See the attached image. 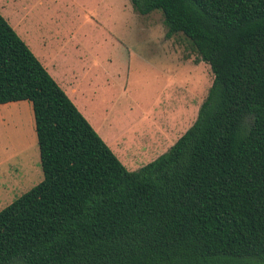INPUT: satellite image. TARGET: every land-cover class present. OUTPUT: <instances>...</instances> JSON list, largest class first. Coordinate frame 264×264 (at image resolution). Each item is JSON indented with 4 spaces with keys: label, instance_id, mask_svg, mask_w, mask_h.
<instances>
[{
    "label": "trees",
    "instance_id": "16d2710c",
    "mask_svg": "<svg viewBox=\"0 0 264 264\" xmlns=\"http://www.w3.org/2000/svg\"><path fill=\"white\" fill-rule=\"evenodd\" d=\"M214 82L130 171L0 12V105H33L44 180L0 212V264H264V0H130Z\"/></svg>",
    "mask_w": 264,
    "mask_h": 264
},
{
    "label": "rangeland",
    "instance_id": "374dc122",
    "mask_svg": "<svg viewBox=\"0 0 264 264\" xmlns=\"http://www.w3.org/2000/svg\"><path fill=\"white\" fill-rule=\"evenodd\" d=\"M0 12L35 54L38 48L22 31L43 43L52 37L54 41L38 56H44L46 64L51 60V75L60 86L63 82L54 71L72 77V66L85 68L80 85L102 86L86 106L112 125L107 132L110 138L118 134L137 137L140 146L127 138L126 151L151 142L147 137L162 126L163 107L177 109L178 120L185 117L180 132L191 127L213 85L211 67L200 61L191 42L182 34L167 38L162 13L140 15L130 0H0ZM37 23L41 27H35ZM75 104L86 113L82 101ZM20 132L11 125L1 136L0 212L44 180L35 127L26 136ZM6 150L16 153L8 159ZM162 154H154L131 171Z\"/></svg>",
    "mask_w": 264,
    "mask_h": 264
},
{
    "label": "crops",
    "instance_id": "0c3cea01",
    "mask_svg": "<svg viewBox=\"0 0 264 264\" xmlns=\"http://www.w3.org/2000/svg\"><path fill=\"white\" fill-rule=\"evenodd\" d=\"M34 26L38 28L41 27L39 23L35 24ZM23 31L22 33L25 35V38L28 40V42L33 47L35 46L38 48L37 53L39 55L44 54L45 48L49 42L51 43V41H54L52 40V37H49L50 41L49 42L44 41L43 43L40 40V38H35V39L31 38L28 35L29 33L27 30H23ZM35 41H39V42L37 43ZM38 54H35L37 58L41 61L43 65H44L43 62H45L46 64L45 59H43L44 56H41L42 58L40 59ZM48 61L49 63L47 62V64L49 66L46 64L48 66V69L46 65H44V67L47 69V71L51 75V72H50L51 60L48 59ZM76 68H77V71H75ZM84 71H85V68L81 70L80 67L72 66V69H71V72L73 73L72 77L68 76L67 74H62V72H58L56 70L54 72L56 75L60 76L63 82L62 86L60 87L63 90H65V92L67 93L69 98L73 101V103L75 104L76 102H78L80 105L82 101V106H85V112H86L82 114L86 117V119L90 123L93 124L91 125L94 126L96 128L95 130H97V132L101 134L99 135L102 136L105 142H107V145L113 150V152L115 154L116 153L118 154V155L116 154L117 157L120 160L121 159L123 160V161L121 160V162L125 163L123 164L127 167L128 170L131 171V170H135L139 168L141 164H144L145 162L149 161L150 158L154 156V154H157L156 156H158L159 154H162L166 150L168 151L174 145V143H176L193 126V125L191 127L189 126L188 128L186 127L182 130V132H180V129H181L180 125H182L180 122L183 123L185 117L178 120V118H176L177 109H171L169 106L167 108L163 107L161 110V114H162L161 119L163 121L161 123L162 126L157 128L155 131H152V133L147 137L148 139L151 138V142L148 141L145 143L143 141V144L140 148L126 151L125 144L127 143V138H134L139 146H140V142L136 140L137 137H134L132 134L128 137L125 136L124 138L119 134L113 135L114 137L112 136L111 138L110 136H108L107 132L109 130H112L110 127L112 125L108 124L106 120L102 118L99 114L96 115L94 112L92 111L90 112L87 107L89 106V104L87 103V100L95 97L98 91L101 90L102 86H100L99 84L92 85V84H87V83L80 85L81 84L80 80L83 78ZM77 86H80V90L82 92L79 91ZM185 102H180V107H184V109H187ZM33 119H35L33 105L29 101L13 102V103L0 105V163H2L1 153L3 149L1 146L2 134H4L6 129H8L9 126L11 125H13V127L15 128L16 133H18V129H21V132L19 133V135L26 136L27 133H33L34 127L36 130V123L34 122ZM14 120H17V122H15ZM178 133H181V134L179 135ZM5 152H6L5 154H7L8 159H11L12 156H14V154L16 153L15 150H13V152H10V150H6ZM147 152H149L148 156L142 158V155Z\"/></svg>",
    "mask_w": 264,
    "mask_h": 264
}]
</instances>
